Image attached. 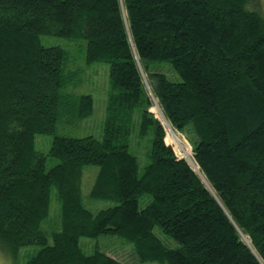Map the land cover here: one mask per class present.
I'll list each match as a JSON object with an SVG mask.
<instances>
[{
    "label": "trees",
    "instance_id": "16d2710c",
    "mask_svg": "<svg viewBox=\"0 0 264 264\" xmlns=\"http://www.w3.org/2000/svg\"><path fill=\"white\" fill-rule=\"evenodd\" d=\"M43 36L83 40L87 64L109 65L100 139L56 135L74 104L61 95L65 54L42 46ZM155 64L176 79L151 73ZM140 68L169 126L192 134L188 153L209 189L165 143ZM76 112L92 114L91 96L79 97ZM37 135L53 136L47 155ZM145 140L142 164L130 148ZM47 158L57 164L46 169ZM85 167L97 168L89 197L114 205L84 207ZM52 189L60 227L48 237L40 224ZM101 236L131 244L140 263L264 264L260 0H0V255L36 246L27 264H122L79 244Z\"/></svg>",
    "mask_w": 264,
    "mask_h": 264
},
{
    "label": "rangeland",
    "instance_id": "374dc122",
    "mask_svg": "<svg viewBox=\"0 0 264 264\" xmlns=\"http://www.w3.org/2000/svg\"><path fill=\"white\" fill-rule=\"evenodd\" d=\"M264 14V0H260ZM41 44L44 47H58L65 54L63 62V75L66 82L65 87L61 91L63 103L69 105L74 104V107L65 109L57 123L56 135L71 139H82L85 137H94L100 139L103 133V125L106 117L107 97L109 93L108 73L109 65L106 63H86V45L83 40H66L56 37H41ZM141 67V66H140ZM143 84L147 94L150 96L153 107L151 112L153 116L163 124L160 119L162 109L154 97L153 86L149 82L148 75L140 68ZM151 73H164L169 79L175 80L176 77L173 71L167 64H155L150 68ZM82 95H89L93 102V112L90 116L80 119L77 116L76 105L78 99ZM163 113V112H162ZM138 114L135 113V119L138 120ZM168 124V122H167ZM166 131L165 143L170 146L175 155L184 159L189 165V161L184 155V150L192 156V140L193 136L189 130L185 132H176L169 124V129L163 124ZM170 130L175 134L177 140H180L183 149L179 148L170 135ZM53 136L37 135L35 137V149L42 155H47L52 143ZM150 151V143L145 140L138 144H133L130 152L139 158L140 163L145 164L148 160ZM188 153V154H189ZM57 164V161L52 158H47L46 169H49ZM97 173L96 167H85L83 170L82 179V200L84 207L96 213L102 209H106L114 205L113 202L93 199L89 197V192ZM55 189L51 191L50 209L48 217L40 224V231L45 236H50L53 232L59 230L60 227V203L56 197ZM146 201L140 200L139 207H143ZM154 233L158 238L169 248L177 247L176 243L168 236L164 235L157 227L154 228ZM79 244L84 249L86 254H92L97 251L102 253L122 264H160V263H140L137 259L133 247L128 242L116 238L101 236L98 238H80ZM36 246H28L20 248L14 259L5 258L0 255V264H27V262L38 252Z\"/></svg>",
    "mask_w": 264,
    "mask_h": 264
},
{
    "label": "bare ground",
    "instance_id": "6f19581e",
    "mask_svg": "<svg viewBox=\"0 0 264 264\" xmlns=\"http://www.w3.org/2000/svg\"><path fill=\"white\" fill-rule=\"evenodd\" d=\"M159 116H160V119H161V121L163 122V124L169 129L168 124H167V121H166V119H165V117H164V115H163L162 112H160V115H159ZM170 135L172 136V138H173L174 142L176 143V145H178L179 148L183 149V146H182L180 140H177V138L175 137V134H173V132H171V130H170ZM184 155H185L186 158L188 159L191 168H192L196 173L199 174L201 180H202V181L204 182V184L209 188V185L207 184V182L204 180V178H203L202 175L200 174L198 168L196 167V165H195L194 162L192 161V159H191V157L189 156L188 152L185 151V150H184ZM244 239H245V238H244Z\"/></svg>",
    "mask_w": 264,
    "mask_h": 264
},
{
    "label": "water",
    "instance_id": "95a60500",
    "mask_svg": "<svg viewBox=\"0 0 264 264\" xmlns=\"http://www.w3.org/2000/svg\"><path fill=\"white\" fill-rule=\"evenodd\" d=\"M198 174V173H197ZM199 175V174H198ZM200 177V176H199ZM207 187V186H206ZM208 188V187H207ZM209 189V188H208ZM245 241V240H244ZM245 243L247 244V246H249V248L251 249L250 245L245 241Z\"/></svg>",
    "mask_w": 264,
    "mask_h": 264
}]
</instances>
